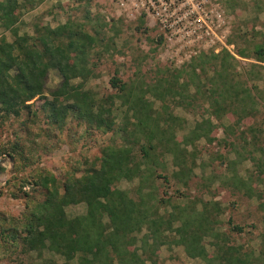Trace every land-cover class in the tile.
Here are the masks:
<instances>
[{"label": "trees", "instance_id": "1", "mask_svg": "<svg viewBox=\"0 0 264 264\" xmlns=\"http://www.w3.org/2000/svg\"><path fill=\"white\" fill-rule=\"evenodd\" d=\"M41 2L0 0V31L10 36L8 41L0 34V124L22 114L37 118L31 101L40 98L48 132L62 131L69 119L81 129L78 139L89 137V131L110 136L100 155L82 169L60 179L39 169L30 181L20 182H30L38 193L22 192L26 199L18 217L0 219V250L25 258L34 254L40 264H157L159 248L174 244L202 264H264V232L258 248L233 243L231 235L243 234L245 228L231 218L221 221L225 210L211 195L217 182L232 194L257 201L264 225V66L259 65L264 64V32L254 31L251 38L231 32L225 40L238 58L257 62L246 71H236V59L222 48L202 53L178 70L155 68L148 81L139 70L128 83L114 75L108 80L111 93L101 96L85 88L97 76L90 56L100 60L115 50L112 37L99 31L98 20L91 31L66 22L55 28L33 24L32 36L19 35L16 25L22 14ZM257 2L255 10L263 11L264 3ZM49 71L60 81L48 100L44 86ZM116 104L123 110L118 112ZM176 108L192 116L201 111L200 120L179 138L174 132L184 120L173 115ZM113 112L121 114L120 123ZM217 129L223 133L220 140ZM200 140L227 147L234 158L225 159L228 176H202L198 195L189 199L181 187L187 188L193 176ZM15 148L10 147V156H19L16 168L32 164ZM244 161L251 169L240 176L234 166ZM121 181H135V186L120 190ZM171 181L181 187L167 195ZM78 204L84 205V214L68 218L64 208ZM43 251L62 262L42 258Z\"/></svg>", "mask_w": 264, "mask_h": 264}, {"label": "rangeland", "instance_id": "2", "mask_svg": "<svg viewBox=\"0 0 264 264\" xmlns=\"http://www.w3.org/2000/svg\"><path fill=\"white\" fill-rule=\"evenodd\" d=\"M257 1L264 3V0H42L31 11L23 13L16 26L19 28V35L32 36L33 24L55 28L66 22H73L91 31L98 20L99 31L105 33V37H112L115 50H110L100 60L90 56V60L95 64L94 73L97 76L89 78L85 88L102 96L111 93L108 80L114 75L120 81L128 83L133 80L134 71L139 70L140 74L148 76L145 79L148 81L155 68L178 70L198 55L209 53L211 50L217 53L222 48L236 59L234 64L236 71H246L249 64L257 62L253 59L238 58L233 54V46L227 45L225 40L231 36V32H240L247 38L254 37V31L264 32V10L259 12L255 10L256 5L259 4ZM163 5L168 7L166 12H163ZM169 13L174 15L168 16ZM139 22L142 24L140 25ZM139 25L141 28L135 30ZM0 34H4L7 40H10L6 32ZM151 49L153 52H150ZM142 55H147L148 58L140 60ZM259 65L264 66V64ZM59 81L55 71H49L46 75L44 96L48 100L49 92L57 87ZM31 102H33L31 109L36 110L37 118L33 119L29 116L27 118L22 114L19 119L9 117L0 124V148L5 147L0 157V165L3 168L0 172V219L18 217L26 199L22 192L32 195L38 193L30 182L20 184L22 180L30 181V176L39 169L58 179L72 174L77 167L82 169L85 162H91L98 157L100 148L108 142L110 136L109 133L89 131V137L78 139L81 129L69 119L65 122L62 131L48 132L39 110L41 99L35 98V101ZM116 106L118 112L123 110L119 104ZM158 106V102L154 103L153 108L157 109ZM118 112H113L116 115V124L121 121V114ZM172 113L184 120L181 128H176L174 132L179 138L192 129L195 121L200 120L201 111L197 116L185 113L179 108L172 109ZM262 116L264 118V112ZM25 120L31 121L29 126L25 125ZM215 138L218 140L223 138L221 129L216 130ZM11 146L16 147L17 152H23V156L32 164H26L22 169L16 168L19 156L15 155V159H12ZM185 149L187 152L191 150L189 147ZM227 149L216 143L208 145L202 140L198 141L195 144L196 168L193 169L188 187L175 185L171 181L172 188L166 191L167 195L181 187L185 198L190 199L198 195L197 189L200 187L202 176L211 174L228 176L229 172L225 170L224 165L225 159L231 161L234 156L228 153ZM164 161L168 169L167 173H171L173 166L170 163V156H166ZM234 168L238 170V175L242 176L243 170L251 169V166L248 161H244L240 165L236 164ZM74 175L78 176L79 172ZM134 186L135 181L131 183L121 181L117 184L118 189L125 191H130ZM211 195L212 200L218 201L225 210L220 217L221 221L225 222L231 218L234 223L245 228V233L231 235L232 242L244 248H258L262 241L264 225L261 221V212L256 210L257 201L232 194L217 182L211 186ZM204 198H210V195L205 194ZM184 201L185 199L180 200L181 203ZM84 210L83 204L64 208L68 218L82 215ZM207 242L206 248L209 250ZM44 257L57 263L62 262L59 257L45 251L42 254V258ZM40 262L41 260L34 254L25 258L11 251L0 250V264H40ZM157 264L202 263L186 257L180 246L170 244L159 248Z\"/></svg>", "mask_w": 264, "mask_h": 264}, {"label": "built area", "instance_id": "3", "mask_svg": "<svg viewBox=\"0 0 264 264\" xmlns=\"http://www.w3.org/2000/svg\"><path fill=\"white\" fill-rule=\"evenodd\" d=\"M163 7V12H166L165 10L168 8L166 7L165 5L162 6ZM174 14L173 13H169L168 16H173Z\"/></svg>", "mask_w": 264, "mask_h": 264}]
</instances>
